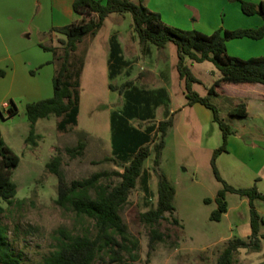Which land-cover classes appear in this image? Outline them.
<instances>
[{
    "label": "rangeland",
    "instance_id": "rangeland-1",
    "mask_svg": "<svg viewBox=\"0 0 264 264\" xmlns=\"http://www.w3.org/2000/svg\"><path fill=\"white\" fill-rule=\"evenodd\" d=\"M131 2L136 4L137 0ZM230 3L219 5L218 8H223L228 18L218 14V24L226 23L230 28L248 26L249 29L263 25L260 15L246 16L237 1ZM46 15V0H0V70L5 72V76L0 78V134L4 144L20 159L11 174V180L17 187L16 196L10 203L0 201L4 209L0 218V243H4L13 257L20 259L19 264H42L43 258L55 250L60 239L59 230L73 236H95L94 221L56 204L58 179L47 170L46 164L58 157L60 171L68 184L73 180L87 179L95 173L121 172L124 162L113 153L111 119L119 113L120 117H126L124 93L130 87L122 92L120 89L131 82V87L151 93L149 96L154 102L159 99L152 93L161 87L169 91L170 97L160 99L159 104L153 107L151 119L139 114L128 120L131 126L144 130L157 127L159 122L169 119L170 113H174V126L165 138L159 173L169 177L173 183L175 212L172 217L166 214L164 220L153 226L141 221L140 216L155 209L157 204L158 180L152 153L126 205L119 211L129 233L138 240L139 259L132 261L128 254L113 247L99 256L94 264H145L147 260L149 264H215L228 244L236 239L249 244V247L235 252L234 264H264V224L253 245L248 199L226 193L227 213L219 222L210 220L211 214L217 210V193L223 188L210 166L213 150L222 145V133L212 122L210 110L201 106L209 113L210 121H207L204 115L187 105L185 84L176 70L175 45L170 43L161 51L148 45L158 53L159 56L155 57L149 50L143 51L130 14L110 15L98 36L86 37L71 54L73 70L82 67L77 126L61 132L57 129L59 119L51 115L37 121L33 144L27 143L30 123L26 106L52 97V79L61 63L66 41L64 36L45 29ZM91 18L96 19V16L83 20ZM207 22L214 23V19L211 17ZM115 31L124 38L129 64L116 79L110 80L109 39ZM257 43L264 52V41ZM40 44L55 50V71L51 67H34L41 56L53 57L51 53L44 54ZM186 65L199 80L192 90L202 97L208 96V88L220 73L209 62L198 64L187 59ZM158 70L163 74L159 78ZM164 83L167 87L163 86ZM109 85L115 90L111 91ZM208 97L232 133L228 138L227 153L220 155L216 164L222 179L235 189L255 186L258 193L264 195V141L260 137L264 129L260 127L255 137L241 138L246 135V127L258 125L256 116L251 115L246 120L230 117V112L238 107V99ZM13 107L16 114L9 118L8 109ZM155 139L157 142L159 135L156 134ZM79 141L86 143L82 156L67 154L66 149L76 146ZM118 181L112 176L102 179L99 184L115 185ZM253 204L264 219V202L255 200ZM173 218L179 223L174 224ZM153 230L162 235V240L156 242L151 251L149 241ZM117 241L120 242L119 238ZM111 251H119V263L111 262Z\"/></svg>",
    "mask_w": 264,
    "mask_h": 264
},
{
    "label": "trees",
    "instance_id": "trees-1",
    "mask_svg": "<svg viewBox=\"0 0 264 264\" xmlns=\"http://www.w3.org/2000/svg\"><path fill=\"white\" fill-rule=\"evenodd\" d=\"M237 1L241 11L246 16L260 15L264 20V3L253 4L251 2ZM144 0H74L73 11L83 18L96 16V19L75 22L61 28L51 29V33H57L65 37L64 53L60 58L61 63L52 79V97L30 103L26 106V114L30 123V132L26 139L27 143L33 144L35 125L40 119H47L51 115L59 119L57 129L64 132L69 127H75L78 123L79 114V77L81 68L73 70L70 64L71 54L86 37H95L104 25L105 20L112 14H130L132 17L133 30L138 38L143 51L148 45L154 46L158 51L164 50L170 43L174 44L177 53L176 70L179 78L185 84V98L188 106L199 104L211 111L213 122L219 126L222 133V145L212 153L210 166L215 179L222 184L223 188L217 193L215 202L217 210L211 214L210 220L219 222L228 211L225 202L226 193L238 195L249 201V227L250 240H258L261 226L264 219L255 210L253 202L261 200L264 202V195L258 193L256 187L251 189H235L229 186L221 177L217 165V158L227 153L228 138L232 134L229 125L221 118L217 107L211 103L208 96L223 97L228 90L246 91L257 84L264 86V57L241 60L230 57L226 52V42L236 39L262 40L264 38V23L257 29H238L235 31H215L211 35H205L198 31H183L168 27L161 21L158 13L150 12L144 5ZM39 47L53 55L50 64L55 63L56 52L54 49L42 44ZM120 46L116 37L110 39V55L108 62L109 79H116L122 69L126 66ZM201 64L211 63L220 76L208 88V96L202 97L192 90L194 84L199 80L193 75L186 60ZM5 72L0 70V78ZM132 83H126L120 89L122 92L126 87L129 91L124 93L127 100L126 117L121 113L113 115L112 122V148L115 157L124 162L121 172H101L91 175L83 180H73L69 184L65 182L60 171V159L55 157L46 164L49 172L58 179L56 204L73 211L77 216H85L94 221L96 234L94 237L73 236L64 230H59L60 239L54 251L43 258L42 264H94L99 256L117 247L119 251L129 255L132 261L139 259L138 240L132 237L127 226L124 224L119 211L123 208L132 190L135 189L140 179L145 162L154 154V173L157 175V204L152 209L140 216L141 221L153 226L165 219V215L173 216L175 208L173 200L175 190L165 175L159 173L160 158L165 148V138L169 129L174 124V113L170 118L158 123L155 128L144 130L135 128L129 124V118L146 117L151 119L153 107L159 104L160 99L168 98L163 91L152 93L159 101H153L148 91L138 90L131 87ZM111 91L115 87L109 85ZM153 102V104H152ZM16 109H8V116L13 117ZM245 107L240 105L230 112V117H245ZM159 135L156 142L155 136ZM152 144V149H151ZM86 147L85 141H79L76 146L66 149L67 154L77 157L82 156ZM20 163L19 157L14 154L2 141L0 134V201L10 203L16 196L17 187L11 180V174ZM118 178L115 185L101 186L102 179L111 177ZM91 192H94L93 195ZM4 209L0 205V218ZM172 222H179L173 218ZM119 238V241H117ZM162 240V235L153 230L149 241V249L152 251L156 242ZM249 244L236 239L228 244L215 264H234V254L239 249L248 248ZM119 251H111L110 260L119 263ZM149 255V254H148ZM20 259L13 257L4 243H0V264H19ZM145 264H149L147 260Z\"/></svg>",
    "mask_w": 264,
    "mask_h": 264
},
{
    "label": "crops",
    "instance_id": "crops-1",
    "mask_svg": "<svg viewBox=\"0 0 264 264\" xmlns=\"http://www.w3.org/2000/svg\"><path fill=\"white\" fill-rule=\"evenodd\" d=\"M243 1H250L255 4H259L261 2L264 3V0H243ZM73 2L74 0H46V4L48 7V15H46L47 19H46L45 29H47L49 33H51L50 31L53 28H61L70 25L72 23L82 21L83 17L76 15L73 11ZM230 2H232V0H144L143 5L150 12L158 13L164 25L168 27L183 29L185 31L195 30L205 35H211L218 29H223L225 31L242 29V28L249 29L248 26H242V27L233 26L232 28H230L226 25V23L218 24L217 21L219 17L218 14L225 17L227 16L223 8L222 10H220L221 8H218L219 5L227 6L231 4ZM218 11H221L222 14ZM210 16L214 19V23L210 24L209 22H207V20L209 21V18H211ZM97 36L98 34L96 35V37ZM112 37H116V40L122 52L121 56L127 66L129 64V60L125 56L124 38H122V36L116 31L114 32V34L111 35V38ZM110 39H109V43H110ZM263 41L264 38L258 41L250 40L246 38L231 40L226 42L225 44L226 52L228 55L240 59H250V58L264 56V52L262 48L258 47L259 44L257 43ZM253 48H257V49L254 50ZM40 50L44 54H50L48 52H44L41 48ZM147 50H149V53L152 57L159 56L158 53H156L155 49H153L152 47L147 46L146 52ZM52 60L53 57L48 58L46 56L43 57L41 56L39 61L34 64L35 65L34 67L37 68L51 67L52 70L55 71L57 68L55 63L50 64ZM164 66L165 64H163V67ZM157 74H158V78L161 75H163L162 70H158ZM163 86L167 87L166 83H164ZM160 91H163L168 98L170 97L169 91L166 90V88L161 87ZM223 97L238 99V107L240 105H244L246 116L241 118L246 120L251 115L256 116L258 125L256 124L253 126L246 127L247 128L245 129L246 135L245 136L243 135L241 138L255 137L256 132L260 131L259 130L260 127L264 129V86L263 85L257 84L255 87L246 91L231 89L228 90V93ZM191 107L194 108L197 113L204 115L207 121H210L209 113L202 108L203 106L201 107V105L195 104ZM212 122H213V115H212ZM173 126L169 129L167 135L169 134ZM260 137L262 141H264V134H261ZM219 158L220 157L217 158L216 164L218 163ZM167 179L169 180L170 184L173 186V183L171 182L170 178L167 177Z\"/></svg>",
    "mask_w": 264,
    "mask_h": 264
}]
</instances>
